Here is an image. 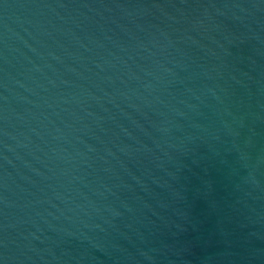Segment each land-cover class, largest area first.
I'll return each mask as SVG.
<instances>
[{
	"label": "water",
	"instance_id": "water-1",
	"mask_svg": "<svg viewBox=\"0 0 264 264\" xmlns=\"http://www.w3.org/2000/svg\"><path fill=\"white\" fill-rule=\"evenodd\" d=\"M0 264H264V0H0Z\"/></svg>",
	"mask_w": 264,
	"mask_h": 264
}]
</instances>
